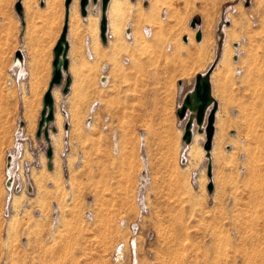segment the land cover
<instances>
[{"label":"rangeland","instance_id":"374dc122","mask_svg":"<svg viewBox=\"0 0 264 264\" xmlns=\"http://www.w3.org/2000/svg\"><path fill=\"white\" fill-rule=\"evenodd\" d=\"M152 1L114 0L108 42L93 41V30L92 47L82 40L84 59L93 55L98 65L101 96L51 126L59 139L51 140L52 168L32 116L13 129L0 119V264H264V0H160L173 10L138 23ZM197 29L211 50L197 46L196 59L215 56L223 33L231 50L227 67L216 71L213 62L219 115L210 157V113L192 128L191 143L169 119L180 117L189 93ZM18 61L9 72L26 82Z\"/></svg>","mask_w":264,"mask_h":264},{"label":"crops","instance_id":"0c3cea01","mask_svg":"<svg viewBox=\"0 0 264 264\" xmlns=\"http://www.w3.org/2000/svg\"><path fill=\"white\" fill-rule=\"evenodd\" d=\"M18 2L19 0H0V5L7 6L6 10L0 8V119H6L5 125H7V128L13 129L17 124L18 118L27 117V115L32 116L34 118L32 124L37 129L41 119V112L44 108V96L49 89V84L54 74L52 66L55 58L54 48L65 28L67 14L65 7L66 0H22V18L16 12ZM70 12L68 22L69 31L67 35V40L70 44L67 55L69 65L68 72L65 73V78H70V88L66 95L63 94L65 85L63 87H56L53 91L55 114L60 111L59 114L62 115L65 111L69 113L71 109L83 114L101 96L98 65L94 63L93 55L91 58L87 55V59H84V55L81 54L83 41L86 37L89 38L90 46L93 41L98 42L100 41L99 38L101 39L99 26L101 20L100 14L102 13L101 4L99 3L95 6L90 5L88 7L89 15L84 17L80 12V0H75L70 6ZM22 28H24L23 38L21 36ZM91 30L94 33L93 41L90 35ZM196 34L194 35L196 45L192 46L191 52L190 50L188 51V66L191 75L188 80V94L194 91L197 77L208 74L210 76L212 97L215 103H218L215 99L217 96L214 94V80H212L213 74L215 73L213 62H216L217 65L216 71L217 69H224L229 65L231 58L228 59L226 65L220 64L223 61L222 58H224L222 56L225 54L224 47H226L227 43L230 45L228 36H226V33H223L225 43L222 47H215L213 50L215 51V56L210 57L209 54H204L202 57L203 60H201V57L196 59V47L203 44L204 37L201 36V41H198L196 40ZM222 38L221 36L219 42L222 41ZM187 40L189 42L190 38ZM206 43L202 45L205 53L211 50V46L208 47ZM241 46L242 42H235L233 44V49L236 52L233 59L237 65L243 53ZM18 52L21 53L22 65H24L29 75L26 82H18L15 76L9 72L11 62L14 61ZM192 52H194V55L193 62L191 63ZM33 75L35 78H32ZM31 80H34L33 84ZM101 80L106 81L105 78ZM22 83L28 86L26 92L22 91ZM57 90L61 94L62 100L60 102L55 95ZM211 110L212 108H208L207 113H210ZM218 115L217 113L215 119V136L217 134L216 122ZM207 117L208 115H206ZM169 119L170 124L178 134L177 138L183 139L184 131L182 126L184 124L186 126L189 116H186L183 120H180L179 117H171ZM1 123L2 120H0ZM70 124V121L68 124L64 122L65 127H70ZM180 124H182V128L178 127ZM54 125H59L57 119ZM198 130L200 129L197 123H195L193 126V134ZM196 140L194 139L193 142Z\"/></svg>","mask_w":264,"mask_h":264},{"label":"water","instance_id":"95a60500","mask_svg":"<svg viewBox=\"0 0 264 264\" xmlns=\"http://www.w3.org/2000/svg\"><path fill=\"white\" fill-rule=\"evenodd\" d=\"M74 0H66V21L64 25L63 33L60 37V39L57 41V45L54 48V62L52 64L53 66V78L50 82V86L48 91L46 92L44 96V108L41 112V119L38 124V131L36 134V138L38 140L44 138L45 142L48 144V148L46 151V157L49 159V168H52L53 164V146L51 143V130L53 133H56L57 128H51V126L56 122V114H55V100L53 98V91L56 87H62L63 94H67L69 92L70 88V78H65V73L68 72V65H69V58H68V52L70 49L69 41L67 40V35L69 31L68 22L70 18V6L73 3ZM111 0H80V12L82 16L87 17L89 12H87V8L90 5H98L101 4V20H100V37L103 43H107L108 40V7ZM246 6H248V3L250 0H247ZM22 0H19L18 4L16 5V12L21 16L22 14ZM192 28H197V23L192 22ZM202 32L200 30L197 31L196 34V40L201 41L202 39ZM188 38L186 37L185 40ZM16 57L22 59L21 53L18 52ZM210 76L208 74L206 75H199L197 77L196 86L194 88V91L190 94H187L185 98V102L182 105V108L179 111L180 119L183 120L186 116L185 114L188 112V110L192 113L190 116V119L186 123V130L184 134V141L187 143L192 142V128H193V121H196L197 125H203V121L205 118V115L207 113V110L210 106L213 105V110L210 112V115L207 119V126L205 129V135L207 137V142L204 146V149L206 152H208V156H211V150L212 145L214 141V135H215V118H216V112H217V103H215V100L212 97L211 94V83L209 80ZM65 80V83H64ZM208 177L210 180L212 179V166L209 165V171H208ZM214 190V184L211 182L208 185V191L209 193H212Z\"/></svg>","mask_w":264,"mask_h":264},{"label":"bare ground","instance_id":"6f19581e","mask_svg":"<svg viewBox=\"0 0 264 264\" xmlns=\"http://www.w3.org/2000/svg\"><path fill=\"white\" fill-rule=\"evenodd\" d=\"M75 1V0H74ZM73 1V2H74ZM112 2H114V0H111ZM110 1V4H109V6L111 7V5H112V2ZM115 1H119V2H124V0H115ZM190 2H191V0H189ZM209 1V0H208ZM184 2V1H183ZM189 3V2H188ZM217 3H220V2H217ZM185 4H186V9L188 8V6H187V2H185ZM206 4V3H205ZM214 5V6H216L215 4H216V2H215V4H214V2H213V0H211L210 1V3H208V5ZM72 5V4H71ZM190 5H192V3H190ZM207 5V4H206ZM185 6V5H184ZM110 7H108V9H109V11H110ZM163 8H167V9H169L170 10V12H171V8H172V10H173V7H171V3H166V1H160V0H153L152 1V3H151V6H150V12H149V14L148 15H146L145 17H143V15L141 14L140 16H139V19H138V23L139 22H142V21H144V20H153L154 18H157V16H159L160 14H161V11L163 10ZM188 11H189V8L187 9ZM109 11H108V13H109ZM87 12H88V8H87ZM173 13V12H172ZM171 13V14H172ZM174 14V13H173ZM89 15V14H88ZM101 15H102V13H101ZM101 19V18H100ZM208 20H210V19H208ZM209 22V21H208ZM158 23V22H157ZM211 25V24H210ZM108 26H109V18H108ZM210 29V28H209ZM208 29V30H209ZM194 30H196V29H194ZM127 35L128 36H130V34L129 33H127ZM227 35H229V38L231 39V35H233V33L232 32H228V34ZM233 38V37H232ZM225 49H224V51H225V54H224V56H222V57H224V58H222L223 59V61H224V59H226L227 58V56L230 54V52H231V50H230V47H229V45H226V47H224ZM18 58V57H17ZM19 60L20 61H18V63L20 64V65H22V62H21V60L22 59H20L19 58ZM223 61L220 63V64H222L223 63ZM105 82V81H104ZM64 83H65V81H64ZM63 87V86H62ZM56 93V92H55ZM66 95V94H65ZM56 119H57V121H58V124L60 125L61 124V117H60V114L57 112V114H56ZM53 133H51V135H52ZM57 134V133H56ZM56 134H54L53 136H51L52 138H51V140L53 141V143L54 144H56V145H58V143H57V141L59 140L58 139V135H56ZM56 135V136H55Z\"/></svg>","mask_w":264,"mask_h":264},{"label":"built area","instance_id":"2783aa9c","mask_svg":"<svg viewBox=\"0 0 264 264\" xmlns=\"http://www.w3.org/2000/svg\"><path fill=\"white\" fill-rule=\"evenodd\" d=\"M132 244L134 246V245H136V242L133 241ZM123 245H125V244H120L119 247L117 248L118 251H117L116 257H118V258H119V255H122V253L124 252ZM134 254H136V257H135V259H136L137 258V253L134 250H131V255H132L133 259H134V256H135ZM118 258H117V260H118Z\"/></svg>","mask_w":264,"mask_h":264}]
</instances>
